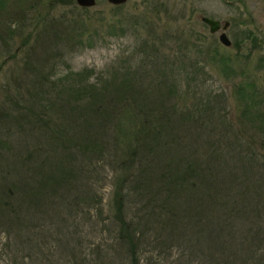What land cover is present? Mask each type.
Here are the masks:
<instances>
[{"label":"rangeland","instance_id":"1","mask_svg":"<svg viewBox=\"0 0 264 264\" xmlns=\"http://www.w3.org/2000/svg\"><path fill=\"white\" fill-rule=\"evenodd\" d=\"M113 5L108 0H96L91 6H81L76 0L0 3L4 20L0 24V264H136L132 254L137 264H264V199L256 204L260 213L251 212L228 226L215 222L214 240L209 241L210 230L202 225L206 212L201 208L195 216L202 215L204 221L195 230L184 225L178 229L172 226L170 215L157 208L150 213L145 206L149 200L133 194L123 206L125 219L133 222L136 231L132 249L119 237V223L113 215L115 177L110 149L93 151L92 141L84 144L75 130L71 142L68 138L54 142L45 165V172L61 163L63 171L73 169L69 181L65 183V175H60L59 182L50 183L51 193L45 177L33 173L42 162L35 149L52 144L35 137L44 132L35 112L40 111L43 120L49 118L53 111L48 101L54 98V87L66 86L55 78L90 68V81L109 80L113 70L126 65L137 83L142 82L139 94L154 102L157 112L163 109L159 91H169L158 81L162 74L167 72L171 78L173 68L180 86L185 87L183 73L187 71L190 92L195 95L184 96L191 116L208 126L226 124L230 140L235 135L242 138L237 143L238 158L253 157L255 171L264 177L255 109L245 110L247 100L240 102L234 93L236 82L245 83L255 85L264 99V0H126L118 7ZM201 15L229 20L225 31L231 44H222L220 30L210 32ZM117 20L122 26L108 24ZM177 37L190 42L184 45ZM215 49L232 63L231 71H222L212 57ZM181 54L187 56L180 66ZM194 64L202 71H194ZM179 97L174 104H184ZM168 99L175 100L173 95ZM257 103L253 100L251 104L262 109L264 104ZM29 106L33 124L27 117L20 119ZM186 109L184 104L181 111ZM58 111L53 118H60ZM67 123L71 128L74 125L73 119ZM197 123L191 127L205 139L208 133ZM186 130L191 134L192 129ZM207 137L215 139L214 135ZM74 140L82 146L74 145ZM9 178L18 182L12 189L21 195L5 202L9 190L4 184ZM26 178L31 185L35 183L33 189L20 183Z\"/></svg>","mask_w":264,"mask_h":264},{"label":"trees","instance_id":"2","mask_svg":"<svg viewBox=\"0 0 264 264\" xmlns=\"http://www.w3.org/2000/svg\"><path fill=\"white\" fill-rule=\"evenodd\" d=\"M3 1L6 0H0V3ZM0 24L4 25L2 18ZM108 24L113 27L117 24L122 26L121 20ZM177 40L178 42L181 40L184 45L190 42V39ZM213 51L212 57L221 64L222 71L225 73L231 71L233 65L229 59L220 55L216 49ZM159 56L158 54L157 57ZM186 56L187 54L179 56L180 66L181 62L186 63V59L182 58ZM125 61L127 62V59ZM162 61L167 62V59L163 58ZM192 62L193 60L189 61V65H192ZM194 65V71H202V67ZM89 72L90 68H84L79 72L68 71L64 76L56 77V80L66 85L63 88L54 87L55 81H50L52 88L56 89L54 98L48 101L49 108L53 113L59 110L60 118H53L51 113L49 118L43 120L41 112H35V120L44 124V132L35 137L42 142L44 137L45 142L49 143L51 140L52 144L49 143L48 148L38 146L35 149L42 162L35 166L33 173L45 177L51 193L54 191L51 190L50 183L59 182L60 175H65L62 181L67 183L73 175V169L66 168L63 171L62 163L45 172V165L49 164L51 152L55 149L52 146L61 138H68L71 142L74 131L78 130L84 144L88 140L92 141L93 151L98 150L102 153L110 149L109 162L115 177L112 182V199L115 207L113 215L119 223V237L127 240L132 249L136 231L133 222L125 219L123 206L124 201L133 194L149 200L145 206L150 208V213H156L157 208L160 212L170 215L172 226L178 229L184 225L185 228L191 227L195 230V225L204 221L202 215L198 218L195 216V212L201 208L202 213L206 212V221L202 225L206 230H210L209 234L207 232L209 241L214 240L212 227L215 222L220 221V224L228 226L239 218L244 219L251 212L260 213L256 204L264 199V177L258 169L255 171L256 161L253 157H248L247 161L238 158L241 154L240 145L237 143L242 138L235 135V138L230 140L227 137L228 126L225 123L221 127L217 126V123L208 126L203 119L197 123L195 116H191V108L186 104L184 96L190 98L191 94L193 98L195 95L190 92L192 89L189 87L190 75L187 71L183 73L187 82L184 83L185 87L180 86L182 82L177 80L173 68H170L171 78L167 72L162 74L161 80L158 81L165 83L169 91L160 90L158 93L163 103L161 105L163 109L159 112L155 104H152L154 102L139 94V89H142L139 85L142 82L137 83L134 72L126 65L124 69L113 70L109 80L90 81ZM174 92L177 95H174ZM34 93L35 91L33 95ZM234 93L240 102L247 100L245 110L255 109L253 119L258 123L257 142L260 144L257 147L264 155V106L261 109L251 104L253 100L258 102L257 105L264 104V99L255 85L248 86L236 82ZM33 95L30 94V97L33 98ZM170 95L175 99L173 102L168 99ZM178 97L183 98L182 101L187 108L185 111H181L184 104H174ZM32 111L30 106L26 110L23 109L20 119L27 117L33 124V119L29 117ZM176 113L179 116L175 117ZM76 118L77 121L74 122ZM70 119H73V129L68 126L69 123L66 124ZM189 119L192 120L188 121ZM48 122L52 128L48 127ZM192 122L197 123L199 128L201 126L202 129H206L207 136L214 135L215 139L207 136L201 139L202 133L191 127ZM186 128L192 129L191 134L186 132ZM46 130H49L48 134ZM78 142L74 140V145L82 146ZM11 175L15 177L12 173ZM29 179L26 178L20 183L28 184L29 188L33 189L35 183L31 185ZM9 180L4 184L5 190H9V197L5 202L21 195L19 191L12 189L16 188L18 183L15 178ZM39 182L40 180L36 183ZM193 201L194 205L190 206ZM188 240L192 241L190 237ZM132 262L137 264L134 254Z\"/></svg>","mask_w":264,"mask_h":264},{"label":"water","instance_id":"3","mask_svg":"<svg viewBox=\"0 0 264 264\" xmlns=\"http://www.w3.org/2000/svg\"><path fill=\"white\" fill-rule=\"evenodd\" d=\"M108 1L112 4H122L126 0H108ZM76 2L81 6H91L95 4L96 0H76ZM200 19L208 25L210 32H216L220 30L218 34V39L222 44L227 46L231 44V40L225 31V29L230 24L229 20L221 21L218 18L207 15H201Z\"/></svg>","mask_w":264,"mask_h":264}]
</instances>
